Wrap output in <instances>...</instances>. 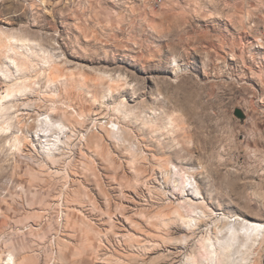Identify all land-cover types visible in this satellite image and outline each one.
I'll use <instances>...</instances> for the list:
<instances>
[{"label": "rangeland", "instance_id": "374dc122", "mask_svg": "<svg viewBox=\"0 0 264 264\" xmlns=\"http://www.w3.org/2000/svg\"><path fill=\"white\" fill-rule=\"evenodd\" d=\"M11 37L0 264H264L206 241L264 226V0H0Z\"/></svg>", "mask_w": 264, "mask_h": 264}, {"label": "bare ground", "instance_id": "6f19581e", "mask_svg": "<svg viewBox=\"0 0 264 264\" xmlns=\"http://www.w3.org/2000/svg\"><path fill=\"white\" fill-rule=\"evenodd\" d=\"M11 40L14 39V41H20V42H24V39H19V38H7L6 42H2V40L0 39V46L4 45L7 46V40ZM9 40V41H10ZM3 70V69H2ZM1 70V71H2ZM6 72V71H5ZM4 72V75L7 76ZM10 89V88H9ZM22 90L23 88L19 87V90ZM13 94V90H7L6 95H2L0 97V132H6L10 127H11V120H12V115H7L8 110L11 109L12 106H8V104H3L1 103V101H3L4 99H7L9 97H11ZM10 111V110H9ZM16 142V138L13 139L12 145H15ZM11 145V144H10ZM192 189V193L194 194L192 197H195L196 194L199 190V188L197 186H193L191 187ZM244 220V219H242ZM240 227H242L245 231L242 233L239 231L238 227H234L229 229L227 232L229 233V237L228 239L224 240V242H220L219 245H216V243L212 242V240L207 238V245L211 248V252H217V249H219L220 244H223V248L224 249H230L233 246V243H235V241L237 240L238 242L241 241V243L239 244H246V243H250L249 245H253V244H260V242H262L263 237H264V226L261 222L256 221V220H245L244 222L242 221L240 223ZM222 241V240H221ZM206 244V243H205ZM218 244V243H217ZM238 244V243H237Z\"/></svg>", "mask_w": 264, "mask_h": 264}, {"label": "built area", "instance_id": "2783aa9c", "mask_svg": "<svg viewBox=\"0 0 264 264\" xmlns=\"http://www.w3.org/2000/svg\"><path fill=\"white\" fill-rule=\"evenodd\" d=\"M233 220H236V218L235 219L233 218Z\"/></svg>", "mask_w": 264, "mask_h": 264}]
</instances>
